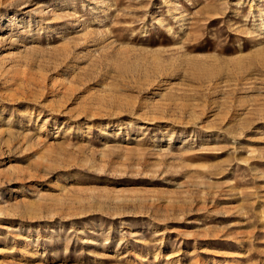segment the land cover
<instances>
[{"label":"rangeland","instance_id":"obj_1","mask_svg":"<svg viewBox=\"0 0 264 264\" xmlns=\"http://www.w3.org/2000/svg\"><path fill=\"white\" fill-rule=\"evenodd\" d=\"M0 264H264V0H0Z\"/></svg>","mask_w":264,"mask_h":264}]
</instances>
